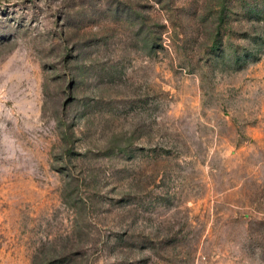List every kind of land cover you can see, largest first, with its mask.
I'll return each mask as SVG.
<instances>
[{
	"label": "rangeland",
	"instance_id": "obj_1",
	"mask_svg": "<svg viewBox=\"0 0 264 264\" xmlns=\"http://www.w3.org/2000/svg\"><path fill=\"white\" fill-rule=\"evenodd\" d=\"M0 264H264V0H0Z\"/></svg>",
	"mask_w": 264,
	"mask_h": 264
}]
</instances>
